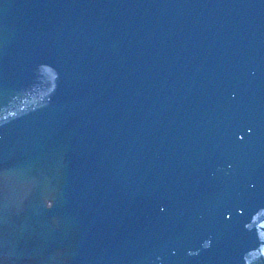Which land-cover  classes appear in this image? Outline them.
<instances>
[{"label":"water","instance_id":"1","mask_svg":"<svg viewBox=\"0 0 264 264\" xmlns=\"http://www.w3.org/2000/svg\"><path fill=\"white\" fill-rule=\"evenodd\" d=\"M0 264H264V0H0Z\"/></svg>","mask_w":264,"mask_h":264}]
</instances>
